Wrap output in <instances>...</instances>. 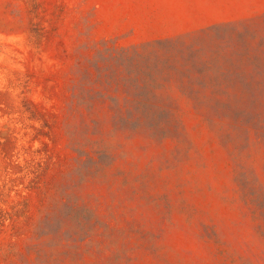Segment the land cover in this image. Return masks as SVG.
<instances>
[{
	"label": "rangeland",
	"instance_id": "rangeland-1",
	"mask_svg": "<svg viewBox=\"0 0 264 264\" xmlns=\"http://www.w3.org/2000/svg\"><path fill=\"white\" fill-rule=\"evenodd\" d=\"M0 264H264V0H0Z\"/></svg>",
	"mask_w": 264,
	"mask_h": 264
}]
</instances>
